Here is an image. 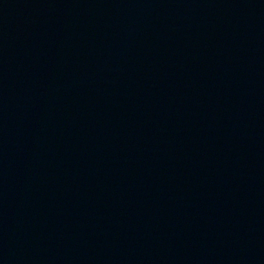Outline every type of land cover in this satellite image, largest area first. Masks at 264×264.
<instances>
[{
  "label": "water",
  "instance_id": "obj_1",
  "mask_svg": "<svg viewBox=\"0 0 264 264\" xmlns=\"http://www.w3.org/2000/svg\"><path fill=\"white\" fill-rule=\"evenodd\" d=\"M0 264H264V0H0Z\"/></svg>",
  "mask_w": 264,
  "mask_h": 264
}]
</instances>
